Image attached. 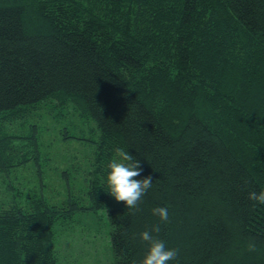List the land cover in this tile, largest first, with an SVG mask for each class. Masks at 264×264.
<instances>
[{
	"label": "trees",
	"instance_id": "trees-1",
	"mask_svg": "<svg viewBox=\"0 0 264 264\" xmlns=\"http://www.w3.org/2000/svg\"><path fill=\"white\" fill-rule=\"evenodd\" d=\"M263 77L264 0H0V118L69 100L95 124L90 211L115 264L141 260L156 225L170 264H264V205L249 198L264 190V96L248 92ZM119 148L153 180L135 207L107 190ZM75 206H0V264H60Z\"/></svg>",
	"mask_w": 264,
	"mask_h": 264
},
{
	"label": "rangeland",
	"instance_id": "rangeland-1",
	"mask_svg": "<svg viewBox=\"0 0 264 264\" xmlns=\"http://www.w3.org/2000/svg\"><path fill=\"white\" fill-rule=\"evenodd\" d=\"M248 92L263 97L264 77L251 80ZM0 139V206L29 208L32 198L65 212L76 205L57 229L60 264H115L106 216L90 211L95 124L72 101L49 100L0 118Z\"/></svg>",
	"mask_w": 264,
	"mask_h": 264
},
{
	"label": "clouds",
	"instance_id": "clouds-1",
	"mask_svg": "<svg viewBox=\"0 0 264 264\" xmlns=\"http://www.w3.org/2000/svg\"><path fill=\"white\" fill-rule=\"evenodd\" d=\"M118 155L111 158L107 164V190L117 201H124L127 207H135L153 185L151 176L142 178L143 168L140 160L134 157L128 149H117ZM251 200L264 205V190L249 193ZM153 213L160 217L161 221L169 219V209L166 206H158ZM161 231L159 225L143 231L140 235L143 241L148 242V250L136 264H170L178 256V250L169 247L167 241L154 233Z\"/></svg>",
	"mask_w": 264,
	"mask_h": 264
}]
</instances>
